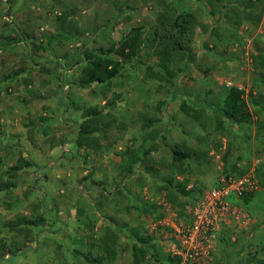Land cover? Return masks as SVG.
Masks as SVG:
<instances>
[{
    "label": "rangeland",
    "instance_id": "374dc122",
    "mask_svg": "<svg viewBox=\"0 0 264 264\" xmlns=\"http://www.w3.org/2000/svg\"><path fill=\"white\" fill-rule=\"evenodd\" d=\"M254 6L261 14L264 0H0V264H175L167 259L170 240L144 244L141 258L136 238L149 237L167 208L186 219L182 206L198 198L174 189L167 170L173 182L163 187L166 194L151 184L168 160L175 163L176 146L190 157L199 153L176 143L156 155L169 133L156 123L171 111L180 126L176 114L185 102L213 160H221V106L231 82L252 113L244 124L258 125L253 102L264 97V22L247 11ZM160 13L167 29L179 13L196 22L185 41L191 57L176 79L156 77L157 58L143 49L133 60L113 57L123 69L108 83L80 84L85 52L110 48L132 28H141L143 39L160 27ZM171 65L175 71L181 61ZM86 109L99 117L83 146L77 125L87 121ZM27 159L33 166L19 161ZM244 209L245 228L263 234L241 264H264L262 223Z\"/></svg>",
    "mask_w": 264,
    "mask_h": 264
},
{
    "label": "crops",
    "instance_id": "0c3cea01",
    "mask_svg": "<svg viewBox=\"0 0 264 264\" xmlns=\"http://www.w3.org/2000/svg\"><path fill=\"white\" fill-rule=\"evenodd\" d=\"M252 1L256 2V0ZM247 11H252L255 19L260 16L261 23L264 22V11L261 14L257 13L255 6L253 9L248 8ZM168 112L170 114L162 112L159 115V121L156 124L164 127L163 129L169 132L168 136H166V141L169 143L166 142V144H161L159 142V151L156 155L161 156L163 154V151L161 150L164 147L167 148V145L169 144H172L171 146H176V143L184 144L185 148L193 149L199 154L196 158L188 157L181 163L173 164L171 160H168L170 163L169 168L161 170L159 179L155 181L156 185L153 183L151 184V186H156L157 189H161L160 194H166L163 188L166 185V182H173V180H166L165 173L167 171L173 173L174 183L175 185L177 184L174 189L178 190L180 186L184 192H192L191 195L198 199L201 197L204 190L215 187L218 183L219 177L223 175H239L254 169L256 177L259 175L264 178V144L262 140L264 133L258 132V125H253L252 130H249V124H232V122L225 119L223 123L224 138H222L221 142L222 147L218 149L219 153H221L222 159L213 160L211 154H214L215 151H210L211 144L206 141L209 139H207L208 137L205 136V132L201 129L202 124L201 126H198L194 121L189 120L186 114L180 113L176 114L179 119V126L175 120H173V113L171 111ZM257 117L259 120L264 118L262 115H257ZM253 119L256 120L255 117ZM246 127L248 128L246 129ZM161 135H163V132L160 136ZM178 139L181 140L179 141ZM168 150L170 151V148H168ZM169 153L171 154V152ZM204 154H206V158H204ZM256 161H258L257 164ZM157 169H159V166ZM134 170L137 169L134 168ZM134 193L136 196H139V192ZM130 196L132 197V194H130ZM136 196L133 195L134 198ZM186 196L187 195H184V197ZM196 200L197 199L190 200L182 206L186 218L188 217L186 215L187 209L191 207ZM232 202L242 209L246 208L251 211V213L255 215L254 219L257 224L260 222L262 223L259 224L258 228L261 229V231L262 228L264 229V190H260L255 194H247L240 200H232ZM108 223L112 225L111 223L113 222L109 220ZM257 230H255V233L260 231ZM149 233V237L150 235H153L154 237V239H152V236L150 237L152 243H160V237L164 238L160 230H151L150 228ZM255 233L249 232L248 228L236 232L231 229L223 230L218 238L213 252L212 262L210 264H241V262L247 261V254L250 252L255 253V251H257L256 245L260 243L257 241V238L263 234ZM242 236H244V238ZM240 237L243 238L241 240L243 242L240 243V245L231 247V241H235ZM172 257L176 259V257Z\"/></svg>",
    "mask_w": 264,
    "mask_h": 264
},
{
    "label": "trees",
    "instance_id": "16d2710c",
    "mask_svg": "<svg viewBox=\"0 0 264 264\" xmlns=\"http://www.w3.org/2000/svg\"><path fill=\"white\" fill-rule=\"evenodd\" d=\"M164 15L165 14L160 13L157 18L160 27H155L143 39L142 29L132 28L117 44L110 48L106 50L98 49L95 54L85 52L84 56L88 63L80 78V84L82 86H90L94 83H108L112 78L120 75V72L123 69V66L116 62L113 57H118L121 61L133 60L139 56L143 49L145 52L147 49L151 50L152 55L157 58V66L161 72L157 75L155 74L156 77L162 79L168 78L170 80L176 79L178 77L177 73H182L184 71L188 64L187 60L191 57L190 48L186 45V42H188V36L195 27L196 22L192 14L179 13L173 17L172 22L167 29L166 26H163L164 22L161 21L164 19ZM173 61H181V65L175 71L171 65ZM60 89L61 91L58 96L59 99L62 100L66 95V89L62 85L60 86ZM253 103L257 107L259 106L256 114H263L264 97L261 102L258 103L254 100ZM180 109L186 115L190 112V107L187 106L185 102H182ZM84 115V117L87 118V121L77 125V141L79 145L88 146L92 141L91 134L96 132L94 125L99 117V112L93 109H86ZM221 115L223 118L234 124H244L251 120L252 113L242 96V91L235 87L228 89L223 98ZM257 121L258 132L264 133V118ZM191 154V151L189 152L185 149H179L178 146L172 150V157L175 163H181L183 160L190 157ZM19 161L26 167L33 166L31 160L27 159L24 162L23 160ZM10 186L9 184L4 185V189ZM178 191H181L187 196H190L192 193L184 192L182 189H179ZM136 240L141 246H136L135 251L139 253L141 258H143L146 256L144 244L150 243L151 239L150 237H137ZM101 259L97 258V261L100 262ZM167 259L177 264V259L170 257H167ZM86 260H88V258H86Z\"/></svg>",
    "mask_w": 264,
    "mask_h": 264
},
{
    "label": "built area",
    "instance_id": "2783aa9c",
    "mask_svg": "<svg viewBox=\"0 0 264 264\" xmlns=\"http://www.w3.org/2000/svg\"><path fill=\"white\" fill-rule=\"evenodd\" d=\"M226 84L242 90L231 82ZM260 190H264V184L259 183L254 169L240 175H223L215 187L204 190L187 209L185 220L167 208V214L154 222L151 230H160L170 240V252L177 264H210L221 232L239 231L250 222L249 214L232 200Z\"/></svg>",
    "mask_w": 264,
    "mask_h": 264
}]
</instances>
